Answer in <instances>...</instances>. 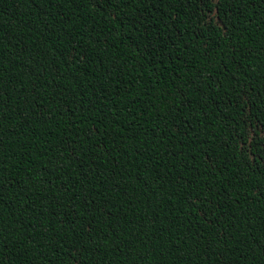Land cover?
I'll list each match as a JSON object with an SVG mask.
<instances>
[{
	"label": "trees",
	"instance_id": "1",
	"mask_svg": "<svg viewBox=\"0 0 264 264\" xmlns=\"http://www.w3.org/2000/svg\"><path fill=\"white\" fill-rule=\"evenodd\" d=\"M0 264H264V0H0Z\"/></svg>",
	"mask_w": 264,
	"mask_h": 264
}]
</instances>
